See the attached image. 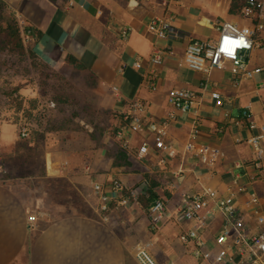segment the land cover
Masks as SVG:
<instances>
[{"label":"crops","instance_id":"0c3cea01","mask_svg":"<svg viewBox=\"0 0 264 264\" xmlns=\"http://www.w3.org/2000/svg\"><path fill=\"white\" fill-rule=\"evenodd\" d=\"M3 1L30 28L32 48L41 58L58 67L75 66L74 60L112 93L115 108L124 115L114 119L116 131L128 127L125 117L135 112L132 103L137 100L147 104V119L162 122L175 113L167 142L177 155L170 157L156 147L149 121L128 134L127 149L117 132L109 151L80 146L72 135L66 147L51 154L60 176L76 187L99 183L108 188L113 179H120L131 191L128 205L118 207L121 196L103 215L95 193L90 203L96 208L93 214L72 213L53 220L37 216L32 226L34 207L14 187L0 182V264H130V255L139 264H211L195 257L194 246L180 239L190 227L182 211L184 197L206 187L222 195L234 193L251 229H264L257 220L258 213L264 214V151L259 166L258 152L249 142L264 133V71L237 84L232 60H225L210 79L183 62L191 39L216 40L224 23L255 28L256 22L243 14L247 0H135L133 6L131 0ZM166 19L179 36L160 37L151 31L153 21ZM256 39L264 42V30ZM157 49L168 51L160 65L151 62ZM140 58L143 65L137 67ZM249 63L251 70L264 68V47L251 52ZM214 82L223 106L212 96ZM176 88L198 92L193 110L182 112L170 103V92ZM246 110L252 112L255 129L244 116ZM193 132L197 148L208 145L218 151L208 155L215 158L213 166L186 151ZM145 143L150 150L140 155ZM164 157L166 164L161 163ZM150 189L167 204L165 220L154 232L151 216L138 200ZM223 225L219 215L207 230L211 246Z\"/></svg>","mask_w":264,"mask_h":264},{"label":"rangeland","instance_id":"374dc122","mask_svg":"<svg viewBox=\"0 0 264 264\" xmlns=\"http://www.w3.org/2000/svg\"><path fill=\"white\" fill-rule=\"evenodd\" d=\"M3 14L6 20L20 21L9 5ZM30 41L25 35L24 54L0 50V182L19 191L39 217L93 214L94 184L76 187L61 177L51 154L66 147L72 135L80 146L109 151L117 132L113 121L124 115L115 108L112 93L90 72L74 65H50ZM16 88L15 98L7 96ZM26 125L30 138L21 136ZM129 259L130 264H139L135 256Z\"/></svg>","mask_w":264,"mask_h":264},{"label":"built area","instance_id":"2783aa9c","mask_svg":"<svg viewBox=\"0 0 264 264\" xmlns=\"http://www.w3.org/2000/svg\"><path fill=\"white\" fill-rule=\"evenodd\" d=\"M243 14L245 17L253 19L256 22V27L238 28L237 25L224 23L220 28V36L216 40H200L191 39L187 45L183 62L185 65L195 71H200L206 74L210 79L215 69H222L225 60H232L237 68V81L240 83L243 78L251 77L254 73L264 71L263 67L251 70L249 57L251 52L257 47H264V42H258L256 34L258 31L264 30V0H247ZM151 31L160 37H177L179 33L171 24L170 19L153 21L150 25ZM130 30L124 31V37L128 38ZM30 34L26 35L30 39ZM230 40H239L244 38L247 46H237L232 50L231 55L222 52L221 47L224 45L225 38ZM168 51L157 49L151 57V62L160 65L164 62ZM143 59L140 58L136 62L137 67H142ZM153 88H156V82L151 81ZM212 96L216 100L217 105L223 106L224 99L219 91V84L214 82ZM200 96L198 92L187 88H176L170 92L169 101L178 110L189 112L194 109L199 103ZM134 109L133 114H127L125 119L129 121L128 127H122L117 131V136L124 142V148H130L128 134L132 131H138L143 122L149 121V127L154 135L155 145L158 149L165 151L168 156L174 157L177 155V149L167 142L169 129L177 116L171 113L164 121L158 122L152 119H147V104L144 101L137 100L132 103ZM244 116L250 120V128L255 129L256 123L251 120L252 112L246 110ZM199 127V122L195 128ZM32 131L29 125L22 128L21 136L30 138ZM249 142L255 147L259 156V166H262L264 133L253 135ZM186 151L193 155H201L204 162L213 166L215 158H211L209 153H214L216 156L218 151L208 145H202L197 148L196 133H192L191 141L186 144ZM150 147L147 143L140 147V155H145L149 152ZM162 164L167 163V158L161 159ZM95 192L100 198V210L107 212L115 199L121 197V204H127L131 193L130 189L120 179H113L111 185L107 188L102 184L94 185ZM125 196V197H124ZM257 201V198H254ZM184 218L190 227L184 230L180 236L184 243L192 244L195 257L202 259L211 264H264V229L254 231L248 225L246 217L242 209L238 206L234 193L230 195H222L217 189L206 187L201 191L187 194L183 201ZM167 213L166 201L158 198L150 209L151 230L154 232L159 229L160 225L165 220ZM221 215L224 220V225L221 231L215 236L214 244L211 246L209 240L205 237L213 221ZM37 219L36 214L30 215L32 226ZM257 220L260 224H264V214L258 213ZM152 243H147L150 247ZM171 264H179L171 262Z\"/></svg>","mask_w":264,"mask_h":264},{"label":"trees","instance_id":"16d2710c","mask_svg":"<svg viewBox=\"0 0 264 264\" xmlns=\"http://www.w3.org/2000/svg\"><path fill=\"white\" fill-rule=\"evenodd\" d=\"M7 5L5 1L0 0V50H10L12 52L24 54L26 52L24 36L29 34L30 28L22 25L19 20L4 19L3 12ZM71 64H76L75 66L79 69L85 68L84 65L78 64L74 60H71ZM18 89L19 88H16L13 92L7 93V96L15 98L18 94ZM125 195L132 197L130 192ZM157 199L158 195L152 189L138 198L143 210L147 214H150V209Z\"/></svg>","mask_w":264,"mask_h":264},{"label":"clouds","instance_id":"9594fccd","mask_svg":"<svg viewBox=\"0 0 264 264\" xmlns=\"http://www.w3.org/2000/svg\"><path fill=\"white\" fill-rule=\"evenodd\" d=\"M135 4V0H131L130 6ZM237 46H247L243 37L239 40H229L224 44L225 51H232Z\"/></svg>","mask_w":264,"mask_h":264},{"label":"snow or ice","instance_id":"6c2138e0","mask_svg":"<svg viewBox=\"0 0 264 264\" xmlns=\"http://www.w3.org/2000/svg\"><path fill=\"white\" fill-rule=\"evenodd\" d=\"M230 39L229 38H225V40H224V44L227 42V41H229ZM221 51L222 52H225V53H227V54H229V55H231V53H232V51H225V48H224V45L221 47Z\"/></svg>","mask_w":264,"mask_h":264}]
</instances>
